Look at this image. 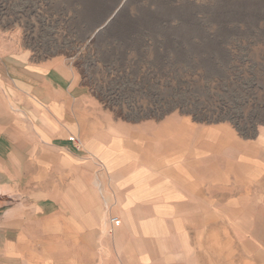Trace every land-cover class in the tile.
Segmentation results:
<instances>
[{
    "label": "crops",
    "instance_id": "1",
    "mask_svg": "<svg viewBox=\"0 0 264 264\" xmlns=\"http://www.w3.org/2000/svg\"><path fill=\"white\" fill-rule=\"evenodd\" d=\"M86 102L60 61L0 55V264H264L248 143L206 162L188 126L97 129Z\"/></svg>",
    "mask_w": 264,
    "mask_h": 264
},
{
    "label": "rangeland",
    "instance_id": "2",
    "mask_svg": "<svg viewBox=\"0 0 264 264\" xmlns=\"http://www.w3.org/2000/svg\"><path fill=\"white\" fill-rule=\"evenodd\" d=\"M0 55L60 61L97 129L186 125L206 162L229 140L248 143V180L263 172L248 187L264 189V0H0Z\"/></svg>",
    "mask_w": 264,
    "mask_h": 264
},
{
    "label": "water",
    "instance_id": "3",
    "mask_svg": "<svg viewBox=\"0 0 264 264\" xmlns=\"http://www.w3.org/2000/svg\"><path fill=\"white\" fill-rule=\"evenodd\" d=\"M124 2V1H123ZM123 2L121 3V5L123 4ZM121 5L115 10V12L112 14V16L109 18V20L106 22V24L114 17V15L118 12V10L120 9ZM100 28L97 30L99 31Z\"/></svg>",
    "mask_w": 264,
    "mask_h": 264
},
{
    "label": "built area",
    "instance_id": "4",
    "mask_svg": "<svg viewBox=\"0 0 264 264\" xmlns=\"http://www.w3.org/2000/svg\"><path fill=\"white\" fill-rule=\"evenodd\" d=\"M115 222H117L116 219H111V223L114 224Z\"/></svg>",
    "mask_w": 264,
    "mask_h": 264
}]
</instances>
